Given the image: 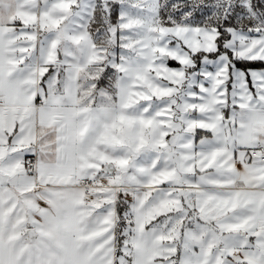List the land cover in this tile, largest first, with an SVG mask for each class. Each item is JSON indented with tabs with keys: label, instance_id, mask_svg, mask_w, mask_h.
<instances>
[{
	"label": "snow or ice",
	"instance_id": "obj_1",
	"mask_svg": "<svg viewBox=\"0 0 264 264\" xmlns=\"http://www.w3.org/2000/svg\"><path fill=\"white\" fill-rule=\"evenodd\" d=\"M0 264H264V0H0Z\"/></svg>",
	"mask_w": 264,
	"mask_h": 264
},
{
	"label": "rangeland",
	"instance_id": "obj_2",
	"mask_svg": "<svg viewBox=\"0 0 264 264\" xmlns=\"http://www.w3.org/2000/svg\"><path fill=\"white\" fill-rule=\"evenodd\" d=\"M169 66H170V67H178L179 65H178V63L175 62V61H169Z\"/></svg>",
	"mask_w": 264,
	"mask_h": 264
},
{
	"label": "trees",
	"instance_id": "obj_3",
	"mask_svg": "<svg viewBox=\"0 0 264 264\" xmlns=\"http://www.w3.org/2000/svg\"><path fill=\"white\" fill-rule=\"evenodd\" d=\"M257 67H260L259 62H257Z\"/></svg>",
	"mask_w": 264,
	"mask_h": 264
}]
</instances>
